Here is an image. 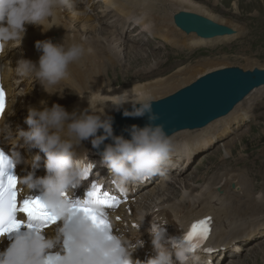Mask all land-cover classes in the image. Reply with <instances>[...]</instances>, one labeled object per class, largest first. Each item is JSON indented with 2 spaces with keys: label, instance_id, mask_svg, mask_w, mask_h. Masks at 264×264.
Segmentation results:
<instances>
[{
  "label": "bare ground",
  "instance_id": "1",
  "mask_svg": "<svg viewBox=\"0 0 264 264\" xmlns=\"http://www.w3.org/2000/svg\"><path fill=\"white\" fill-rule=\"evenodd\" d=\"M96 1L101 4L102 12L111 11L112 16L108 20L115 16V19H120L118 22L122 26L125 25L124 23L130 24L133 28L131 34L127 37H120L119 32L113 33L112 31L98 27L92 18L85 15L81 7L75 2H73L72 7L69 9L57 10L55 15L45 25L46 28L53 27L47 32H42L39 27L27 25V35L40 30L39 41L51 39L54 43H62L66 36L65 46L72 42H79L84 45L86 53L79 62L70 66L69 77L63 80L59 90L56 92L63 94L62 98L60 95L48 96L42 87H36L34 90L31 87L30 100L29 98L23 99L25 93L22 92L21 86L25 87L32 80L28 81V76H21L19 79V74L15 71L17 58L13 57L18 52L10 54L9 58L5 59L4 57L2 60V78L4 82H7L11 93L18 99L15 106H11L9 108L11 110L7 111V116H11L12 112L19 114V108L24 103H26L28 108L38 107L39 102L42 100L47 101L49 107L53 103H58L64 106L70 113L73 111L79 113L89 107L88 96H90L93 108L95 109L97 103L101 105L105 104L104 113L105 116L109 117L115 112H121L122 110L120 111V109L124 108L123 110H125L133 107L130 106L132 105L131 103H128L119 109L115 108L110 103L114 95L129 91L133 98L145 99V97H150L151 102H156L152 100H157L160 97L167 98L171 96V93L177 91V89L189 86V83L194 79L197 81L202 76L222 70L227 66V63L224 61L213 62L214 60L211 59L213 61L207 63V60H203L198 61L203 62L202 64L196 62L193 66H176L171 73L161 76L166 73L161 69V65L167 58L163 61V58L158 56L157 50L165 49L168 51L167 54L170 55L168 49L175 52L184 49L195 50L204 43H207L208 40H211L203 39L195 33H185L177 28L174 24L176 13L180 11L193 12L217 24H223L220 21L221 19L213 16L208 9L199 3L190 0ZM225 23L227 22L224 21ZM228 26L231 27L228 28L232 30L233 34L225 35L227 38L231 37L233 39L240 35L238 26L234 24H228ZM58 35L61 36L59 42H57ZM39 55L40 53L37 49H33L31 52H25L24 59L36 62L39 59ZM139 63H144V65H140L133 70ZM256 69L264 70V67ZM115 71H117L116 74ZM24 81L26 82L25 84H23ZM261 93L264 94V86L251 91L228 115L220 117L199 129L173 133L171 135L173 144L180 145L183 151L187 150L188 154L195 150L197 154L210 150L218 141H223L222 139L227 134L232 133L236 127H239L249 119L248 112L250 109H255V103L260 102L262 99H255L250 103L248 101H251ZM251 106L254 108H251ZM98 107L100 106L98 105ZM100 110L102 111L103 109L101 108ZM20 115L25 116L24 113L18 116ZM114 116L115 114L112 117ZM6 119H11V117H6ZM17 120L18 118H16ZM19 127L22 129V125ZM242 137L243 135H239L236 140L240 142ZM84 142H86L88 149L93 152L94 147L91 144V138ZM4 143L8 148H16L15 151L23 154V160L31 161L36 156H39L33 150L26 151V148L22 144L15 147V145H12L13 142H9L8 144L4 141ZM232 143L231 140L221 142L216 150L204 156L206 160L210 161L218 155V151L221 150L225 153V156L217 159L218 161L214 165V170H206L199 178L191 177L190 172L184 179L182 176L185 174V169L174 173L173 176L171 175V184H169L171 187L168 188L163 196L151 200L152 195L159 192V189L151 192L148 197H145L143 194L139 195L137 197L138 202L146 205V207H139L132 217L140 221L142 229L140 233L131 232L130 238L137 236L148 247L150 238L146 233L145 221L148 218H159L157 214L159 211L165 217L164 222L170 224L176 234H179L181 230L180 226L197 219L199 217L198 213L212 215L216 222V233L211 241L217 245L227 244L230 241L234 244H239L240 240L247 241L248 239L252 240L261 237L264 239V187L261 186L264 184V177H260L262 184L257 185V183L255 184L257 177L251 178L245 169L236 168L239 162L234 166H231L227 162L226 157H231L230 155H232ZM45 159L44 155H40L39 167L36 169H33L30 165L21 163L20 173L23 177L33 172L35 176L41 173H44L45 176L47 174L44 167ZM188 159L189 156H186L184 153L179 158H171L174 164L177 161H187ZM91 161L92 163L97 161L104 169H107L101 155L96 156ZM170 165L171 163L167 167ZM26 168L28 169L24 171ZM166 177L167 175L164 176V178ZM232 185L234 186L232 187ZM76 187H81V182ZM133 187L134 184H130V188ZM150 188L155 189L156 186L153 184L150 185ZM166 197L167 199H165ZM119 212L122 213V211ZM247 215H252L254 218L250 226H240L239 221H236L237 225L231 223ZM52 230L53 227L46 231ZM253 241L250 246L248 245V251L246 247L242 251H245V257H248L249 251L253 249L254 252L252 253L254 254L250 253L249 257L259 255L261 256L262 264H264V242L261 239ZM221 256L222 253L218 252L213 257V264H218ZM197 257L196 264H202L203 259L199 256ZM215 260L218 261L215 262ZM242 263L241 260H235L234 257L228 264Z\"/></svg>",
  "mask_w": 264,
  "mask_h": 264
},
{
  "label": "clouds",
  "instance_id": "2",
  "mask_svg": "<svg viewBox=\"0 0 264 264\" xmlns=\"http://www.w3.org/2000/svg\"><path fill=\"white\" fill-rule=\"evenodd\" d=\"M72 5L73 0H0V56L4 57L8 51L21 46L27 25L47 32L53 27L46 28L45 25L57 10L69 9ZM65 39L66 36L62 43H54L51 39L36 41L35 48L40 53L38 61L20 59L15 71L21 76H34L49 96L60 95L62 98L63 94L51 89L69 77L70 66L79 62L86 53L82 43L72 42L65 46ZM110 103L117 109L131 103L133 110L125 109L123 115H147L149 123L144 127L132 125L126 129L129 138L116 136L113 134L112 118L105 116V104L97 103L94 109L90 96L89 107L79 113H70L58 103L49 107L47 101L42 100L38 107L28 108L24 121L27 130L17 128L15 133L0 114V139L8 144L15 142V147L22 144L38 149L44 154L47 174L36 177L33 172L19 181L28 194L34 189L42 190V203L57 217V221L62 222L58 229L47 233L28 229L17 236L8 249L0 253V264H45L48 253L61 242L65 255H58V264H132L131 255L137 248L143 247L142 241L138 240L133 245L123 236L112 235V230L107 234L101 233L86 216L73 215L66 192L78 186L87 175L74 164L73 150L90 138L94 148L103 145L102 161L114 177L118 189L124 192L129 184L163 175L175 148L164 125L157 123L160 116L153 111L150 97L137 99L129 91H124L114 95ZM105 140H111V143L105 144ZM39 161V156L26 161L19 152H12L13 166L24 163L36 169ZM91 208L100 211L95 203ZM107 222L110 223L109 217ZM164 225L150 230L155 255L148 259L147 264H196V249L185 236L179 241L172 238L171 250L162 244L166 232ZM6 235L0 236V239ZM66 240L71 253L65 247Z\"/></svg>",
  "mask_w": 264,
  "mask_h": 264
},
{
  "label": "rangeland",
  "instance_id": "3",
  "mask_svg": "<svg viewBox=\"0 0 264 264\" xmlns=\"http://www.w3.org/2000/svg\"><path fill=\"white\" fill-rule=\"evenodd\" d=\"M190 1L199 3L201 6L208 9V11L211 14H213V16H216L218 17V19H221L220 21L223 24L218 23L219 25H224L229 27L228 24L229 25L234 24L238 26L240 35H238L236 38L233 39L231 37L227 38V36L211 39L208 40L207 43H204L203 45L196 48L195 50L184 49L175 52L173 50L168 49L170 55L167 54L168 51L165 49L157 50L156 52H158V56L162 57L163 61L164 59L167 58L164 61V63H162L161 65V69L164 70V72L166 73L162 74L161 76H165L168 73H171V71L176 66H185V65L193 66L196 62L202 64L203 62H198V61H203V60H207L206 61L207 63H210L213 60H214L213 62L224 61L227 63L226 64L227 66L225 68H239L242 71H251L254 68L264 67V0H190ZM184 12L196 14L193 12H187V11ZM196 15L208 19L202 15L199 14ZM224 21L227 23L224 24ZM103 32L105 31L103 30ZM124 51L126 50L124 49ZM14 52L16 51L15 50L8 51L5 55V59L9 58L8 56ZM20 54L21 53H16L13 58H17L16 61L20 60L21 57H18L20 56ZM24 58H25V52H24V57L22 59ZM140 65H144V63H139L133 68V70L138 68ZM116 73L117 71H115V74ZM195 81L196 79H194L191 83ZM191 83H189V85ZM184 87H181L180 89ZM180 89H177V91H179ZM177 91L171 93L170 95L176 93ZM163 98L165 97H160L157 100ZM255 99L258 100L262 99V100L258 103H255L256 105L255 109H250L251 112L250 111L248 112L249 119H247V121H245V123H242L239 127H236V129L232 133L229 134L226 133L227 135L222 139L223 141H218V143L216 142L217 144L213 145L210 150L200 152V156L194 158L193 161L191 162V164L194 162L191 169H189L190 166L186 168L185 172L188 169L189 170L182 176L184 179L187 177V175H189L190 172H191L190 173L191 177L199 178L205 173L206 170L209 171L214 170L213 168L218 161L217 159L219 157L225 156V153L221 150L218 151V155L213 157L212 160L210 161L206 160L204 156H206L207 153L216 150L221 142L223 143L231 140L233 142L232 143L233 146H231L232 155H230L231 157H226L227 162H229L231 166H234L237 162H239L237 165L238 167L236 168H240L241 170L245 169L249 177L251 178L257 177V182H255V184L256 183L257 185L262 184V180L260 177L261 176L264 177V94L261 93L257 95L251 101L249 100L248 103L253 102ZM157 100H152V101H157ZM25 105L26 103L22 104V106L19 108V114H22V112H20V109L23 108V106ZM251 108L254 107L251 106ZM123 109H120V111ZM116 113L117 112L113 113L109 117H112ZM189 131L191 130H183L180 131V133L189 132ZM239 135H243L240 142L239 140H236L239 137ZM240 156L242 157L240 158ZM233 186L234 185H232V187ZM261 186L264 187V184H262ZM253 220L254 218L252 217V215H247L243 218H239L238 220L232 221L231 223L237 225L236 221H239L240 226L243 225L250 226ZM260 239L264 242L263 237L258 238L256 241ZM251 244L252 243L245 245L246 250L248 248V245L250 246ZM245 247H242V250ZM252 252H254L253 249L249 251V254ZM242 253H243L242 257L240 259H235V260L238 261L241 260L243 262L242 264H253L254 262L255 264H262L261 256L253 255L252 257H249L248 254V257L247 256L245 257L246 255L245 251H242Z\"/></svg>",
  "mask_w": 264,
  "mask_h": 264
},
{
  "label": "water",
  "instance_id": "4",
  "mask_svg": "<svg viewBox=\"0 0 264 264\" xmlns=\"http://www.w3.org/2000/svg\"><path fill=\"white\" fill-rule=\"evenodd\" d=\"M174 24L185 33H195L203 39L233 34L228 27L192 13L176 14ZM262 86L264 70L255 68L251 71H242L239 68H224L202 76L167 98L152 102V107L160 116L157 123L163 124L166 133L171 136L181 130L202 128L228 115L251 91ZM126 110L132 111L133 107ZM123 112L124 110L112 117L113 134L116 136L124 135L125 138H129L126 129L132 125L144 127L149 123L147 115L125 117ZM104 143H111V140H105ZM95 149L102 154L103 145Z\"/></svg>",
  "mask_w": 264,
  "mask_h": 264
},
{
  "label": "snow or ice",
  "instance_id": "5",
  "mask_svg": "<svg viewBox=\"0 0 264 264\" xmlns=\"http://www.w3.org/2000/svg\"><path fill=\"white\" fill-rule=\"evenodd\" d=\"M4 112L3 93L0 92V114ZM13 167L12 162L3 153H0V236L14 231H18L22 224L17 221L16 213H24L29 223V229L40 231L56 224L57 217L47 211V207L39 199H26L18 205L17 200V178L8 173L9 168ZM90 196L97 198L95 204L100 211L91 207L80 205L72 206L73 215L86 216L98 228L101 233L107 234L112 230V226L107 222V215L102 209H117L121 201L105 191L101 194L99 186L94 185V190ZM119 220V217H117ZM211 232V217L198 220L191 224L185 238L192 243L194 249L200 247L209 238ZM65 247L71 253L69 241H65ZM208 251H211L210 249ZM58 255H49L45 264H58Z\"/></svg>",
  "mask_w": 264,
  "mask_h": 264
}]
</instances>
